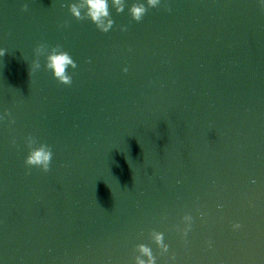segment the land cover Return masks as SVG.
<instances>
[{"label":"water","instance_id":"1","mask_svg":"<svg viewBox=\"0 0 264 264\" xmlns=\"http://www.w3.org/2000/svg\"><path fill=\"white\" fill-rule=\"evenodd\" d=\"M1 2L33 59L37 44H59L77 64L69 86L44 56L39 72L115 264H134L140 243L157 264H264L261 0H161L140 22L128 8L146 0H126L122 13L110 6L107 33L71 16L78 0Z\"/></svg>","mask_w":264,"mask_h":264},{"label":"clouds","instance_id":"2","mask_svg":"<svg viewBox=\"0 0 264 264\" xmlns=\"http://www.w3.org/2000/svg\"><path fill=\"white\" fill-rule=\"evenodd\" d=\"M161 3V0H146L144 2L132 3L128 8L129 15L133 21L140 22L147 13L149 8H156ZM110 6L115 9L117 13H122L125 10L126 0H78L77 3H72L68 6V10L72 17L78 21L90 20L96 28L103 33L109 32L114 25V20L111 18ZM261 7L264 8V0H261ZM22 10L27 11L28 5H22ZM171 11L170 8L167 9ZM67 25H63L66 27ZM126 26L121 27V31H126ZM7 50L0 48V57L6 54ZM35 59L32 60L30 65V77L41 68L40 57L44 56L46 62L44 65L45 70L50 71L54 79L62 85L69 86L72 84V76L68 73V69H76L77 64L71 55L63 50L62 46L57 44L51 48L45 43H39L34 49ZM124 72L128 69L124 68ZM11 114L6 110L4 115H0V120ZM14 123V121H12ZM15 144V140L12 141ZM25 145L28 149V154L24 159V164L29 170L33 167L40 168L43 172L50 170V164L53 157L52 148L50 145L40 143L37 138L29 135L25 138ZM30 174V173H29ZM185 223L184 228L177 226V231L182 236H187L191 229V222L193 217L191 215H184L182 217ZM234 229H239L241 225L234 223ZM152 241L159 249L160 255H165L169 252V245L164 242V234L153 230L150 233ZM134 264H157V257L153 254L152 249L144 243L135 246ZM170 259L174 260L173 255Z\"/></svg>","mask_w":264,"mask_h":264}]
</instances>
